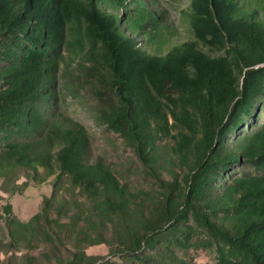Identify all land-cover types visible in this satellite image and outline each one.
<instances>
[{
	"label": "trees",
	"instance_id": "16d2710c",
	"mask_svg": "<svg viewBox=\"0 0 264 264\" xmlns=\"http://www.w3.org/2000/svg\"><path fill=\"white\" fill-rule=\"evenodd\" d=\"M157 5L0 0V189L13 174L27 180L11 192L54 177L27 222L3 207L0 247L24 249L21 264H96L86 248L103 244L142 264H186L191 248L264 264V0H191L182 41ZM76 59L97 121L155 190L129 191L89 161L84 127L49 112L60 62Z\"/></svg>",
	"mask_w": 264,
	"mask_h": 264
},
{
	"label": "rangeland",
	"instance_id": "374dc122",
	"mask_svg": "<svg viewBox=\"0 0 264 264\" xmlns=\"http://www.w3.org/2000/svg\"><path fill=\"white\" fill-rule=\"evenodd\" d=\"M191 0H158L156 7L160 8V15L164 20L177 28L179 39L185 38L184 24L182 23V10L189 7ZM142 45V41L138 40ZM61 54L68 58L64 46H61ZM77 59L70 66H64L60 62L59 69L54 76L53 92L55 98L49 103V112L56 118H65L73 123H78L85 128L89 139L88 159L90 162L98 158L115 173V176L131 192L143 190L150 192L156 189L152 178L146 175L136 160L134 151L127 147L118 135L107 130L106 126L97 121V110L102 101L94 97L95 82L86 75L85 71L79 69ZM88 65V63H86ZM105 100V99H104ZM103 105V104H102ZM264 123V111L260 118ZM145 173V174H144ZM234 172L233 174H235ZM164 178L170 175L163 173ZM54 177L47 178V182L39 184L29 180L25 187L21 186L16 191L13 184L17 186L26 182L27 179L19 175H12L1 185L0 189V216L3 215V207L10 204L12 212L19 220L27 222L32 216L40 212L43 197L49 196L53 188ZM60 199H64L65 184L61 186ZM66 196V195H65ZM1 224V223H0ZM105 238L113 236L112 230L104 231ZM6 235V234H5ZM0 240L7 243V238H2L0 229ZM26 251L6 250L0 247V264H21L20 256ZM86 254L99 257L96 264H142L129 256L127 253L114 251L106 245H98L86 248ZM186 264H215V254L208 249H190L186 254L178 253Z\"/></svg>",
	"mask_w": 264,
	"mask_h": 264
}]
</instances>
